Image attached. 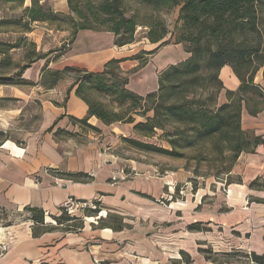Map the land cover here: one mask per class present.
Listing matches in <instances>:
<instances>
[{"label": "trees", "instance_id": "trees-1", "mask_svg": "<svg viewBox=\"0 0 264 264\" xmlns=\"http://www.w3.org/2000/svg\"><path fill=\"white\" fill-rule=\"evenodd\" d=\"M6 1L21 5L25 2ZM41 1L32 0V4L25 7L22 26L26 31L31 30V22L55 23L65 20L74 26L71 43L80 30L91 29L114 33L115 44L123 46L136 40L137 29L142 25L148 27L145 37L151 43L161 42L150 52L141 51L129 58H113L102 71L68 65L50 71L51 79L46 80L44 77L48 64L44 66L39 83L46 88L55 86L69 73H76L68 93L75 89L76 95L88 105V116L82 120L88 128L98 130L87 122L95 116L107 125L134 123V132L141 137L158 135L169 143L170 148L137 138L125 139L142 150L186 157L188 162L185 169L192 173L190 181L194 182V190L200 177L206 179L213 176L226 185L233 183L235 179L232 171L240 155L254 152L258 146L264 145L262 135L256 134L254 130H245L242 126L244 107L253 116L264 110V88L255 82L257 72L264 65V31L260 26L264 0H68L70 14L66 16ZM126 1H135L153 12H169L179 8L176 31L170 32L158 14H152L148 20H141L136 13L128 12ZM19 21L0 19V25L19 24ZM169 34L176 38V43L184 46L189 53L188 58L162 71L158 78V90L146 95L130 90L129 76L123 72L121 63L127 59L140 60L143 54L155 53L168 43L165 39ZM0 43V70H8L13 64L10 53L18 46L10 42ZM69 50L70 46L64 49L63 55ZM46 57L42 54L31 55L29 61L16 72L0 73V85L33 84L23 74L32 63ZM224 66H230L238 77L240 85L236 90L226 89L220 77ZM223 89H226L227 102L220 103L219 96ZM96 95L99 98H95ZM102 97L109 98L110 104L118 108L109 107L108 103L100 99ZM14 99L0 97L1 101ZM138 116L144 119L137 121ZM159 130L162 134H159ZM8 139L7 132L0 130V147ZM189 150L194 154L188 156ZM59 175L78 181H89L91 178L82 172ZM259 181V178L256 179L250 187H260ZM91 203L95 208L87 207L84 215H99L102 211L100 201ZM24 210L30 213L28 219L33 222L34 237L53 229L45 222L42 208L27 206ZM62 211V214L54 217L59 228L62 226L66 232H77L84 227L83 216H70L64 207ZM99 226L110 227L115 231L128 227L123 216L111 212L99 218ZM189 229L201 231L204 227L196 222L189 225ZM182 253L187 254L185 251ZM247 257L253 264H264V254L251 252ZM101 264L112 263L103 261Z\"/></svg>", "mask_w": 264, "mask_h": 264}, {"label": "crops", "instance_id": "crops-1", "mask_svg": "<svg viewBox=\"0 0 264 264\" xmlns=\"http://www.w3.org/2000/svg\"><path fill=\"white\" fill-rule=\"evenodd\" d=\"M145 39L144 42L125 49V46L131 43L116 45L112 32L80 30L66 53L63 68L70 65L90 71H102L105 64L113 58H128L141 51L150 52L158 47L159 43H151L146 37ZM176 46L179 48L160 47L161 49L144 66L138 82L135 78L129 79L128 88L140 95H146L159 88L157 76L154 75L153 78L155 70L157 68L165 70L189 56L183 45ZM130 60L136 62L137 59L124 60L121 63L122 68L129 70L140 64L136 62L129 65L127 62ZM49 63L45 59L35 61L25 70L24 78L36 81L42 77L45 65L48 64L47 69H52ZM227 67L221 69L220 77L226 89L236 90L240 81L232 68ZM258 74L255 82L264 86L262 77L260 78ZM68 78L58 81L50 88L41 85L45 91L42 93L44 99L37 101L42 107L40 127L35 130L24 129V137L20 140L9 138L1 145L0 206L11 209H24L27 206L42 208L45 211V222L53 227L50 223L55 221V216L63 213L62 207L70 198L87 202L100 201L102 210H107L108 214L112 213L113 209L124 211L130 205L128 200H125V195L133 199L131 192L138 187L144 191L153 187L155 191H162L167 185L172 192L175 185L170 179H156L153 186L143 179L133 181L127 178L119 155L113 151L112 143L120 136L128 137L127 133H135L134 123L107 125L92 116L87 122L98 130L88 128L82 121L88 116V105L76 95L75 89L68 93L74 81L71 77ZM61 81L66 82L60 86ZM15 86L23 85H0V97H8L7 89ZM226 89L220 93V103L227 102ZM28 93L30 91L24 93L19 90L12 98H30L31 94ZM52 93L55 94L54 97L49 96ZM13 113L5 111L2 116V123L5 122L3 125L8 124ZM242 126L245 130H254L256 134L264 137V110L253 116L244 107ZM81 172L88 174L90 180L78 181L59 175ZM190 174L192 173L188 171L186 177L189 179L192 176ZM232 177L237 179L228 185L226 197H223L224 203L237 213V222L243 224H246L245 219L250 215V211L259 210L264 230V145L258 146L254 152H243L232 171ZM117 178L119 180L115 181ZM258 178L261 186L251 188L250 184ZM250 205L253 209L249 208ZM81 216L84 218V227L77 232L55 228L34 237L31 220L18 227L3 229L2 234L6 235L9 232L13 236L5 264L18 262L29 264L39 261L48 264H101L103 261L125 264L120 260L131 250L128 246H122L121 240L127 228L115 231L110 227H100L99 218L106 217L101 212L97 216H85L84 213ZM125 216L123 215L124 222L127 224ZM262 240L263 244L260 246L262 250L253 252L264 254L263 237Z\"/></svg>", "mask_w": 264, "mask_h": 264}, {"label": "rangeland", "instance_id": "rangeland-1", "mask_svg": "<svg viewBox=\"0 0 264 264\" xmlns=\"http://www.w3.org/2000/svg\"><path fill=\"white\" fill-rule=\"evenodd\" d=\"M41 2L64 16L70 14L68 0H42ZM31 4L32 0H25L23 5L18 2L12 3L0 0V19L20 20L19 24L5 23L0 25V42H10L18 46L10 53L12 67L8 70H0V73L12 74L20 66L27 63L31 55L42 54L47 55L43 59L49 60V64L52 66V69H47L44 77L46 80H50L52 76L50 71L54 70L53 68H63V60L66 58V54L63 55V52L65 48L71 46L74 26L65 20L55 23L36 21L31 22V30L26 31L25 27L22 26V16L25 7ZM125 4L128 12L136 13L141 20H148L152 14H158L160 18L164 19L170 32L176 31L179 25V8L169 12H153L148 7L135 1H126ZM260 26L264 31V10L261 12ZM147 30L148 27L140 25L137 29L136 40L131 45L125 46V49L144 42ZM165 40L168 43L161 46V48H179L176 46L179 43H176V38L172 34H169ZM1 44L0 46H2ZM161 48L153 54L141 55V59H137L136 62L142 63V60L145 61L135 68L126 70L121 65L123 72L129 76V79L135 78L138 82L139 78L142 77L144 66ZM171 52L173 51L171 50ZM136 62L130 60L127 63L131 65ZM227 68L231 67L228 66ZM162 71L164 70L157 68L155 74L152 72L153 78L154 75L157 76V82ZM258 72L257 74L260 78L262 77L261 80L264 84V65ZM223 74L226 77V73ZM75 76H77L76 73H69L67 79H69L68 77L74 79ZM40 81L41 77L36 81H31L34 84L9 87L6 92L8 97H12L19 90L24 93L30 91L28 93L31 94L30 98L0 100V128L7 132L11 140L16 141L24 137V129L35 130L40 127L42 107L37 101L44 99L42 93L45 91V88L39 83ZM65 82L61 81L60 86ZM136 86L137 83H135ZM261 86L264 88L262 84ZM49 96L54 97L55 94L52 93ZM95 98L99 97L96 95ZM100 99L108 103L110 107L109 98L102 97ZM111 108H118V106L111 105ZM17 110H21V112ZM5 111H13L14 115L10 118L8 124L3 125L5 122L2 123V116ZM15 112L17 113L15 114ZM143 119L140 116L137 117V121ZM159 134H162L161 130H159ZM127 135H129V138H137L170 148L169 143L161 140L158 135L151 138L141 137L133 132L127 133ZM125 138L118 137V140L112 143V148L119 155L120 163L128 179L133 181L143 179L153 186V181L156 179H170L176 188L174 186L173 191L170 192L167 185L166 189L163 188L162 191H155V187L144 191L143 188L138 187L131 192L133 199H129V195H125V200L127 199L128 201H126L130 205L124 211L112 210L114 214L126 215L125 221L128 224L121 241L122 246H128L131 251L127 252L125 258L123 257L120 260L122 263L253 264L247 255L254 250L261 251L262 237L264 238V230H262L261 225L262 217L259 210L255 209L253 212H249L250 215L245 219L246 224L237 222V213L229 209L224 203L228 191V185L225 182L217 180L213 176L206 179L200 177L194 190V182L186 177L188 174V170L185 169L188 162L186 157H174L155 151L142 150L134 147ZM187 154L189 156L194 152L189 150ZM233 178L237 179L236 177ZM118 180L117 178L115 181ZM251 205L248 207L253 209ZM107 212V210H102L101 214L103 213V216H106ZM29 217L30 213L24 209H11L0 206V264L6 263L5 257L13 238L9 232L6 235L2 234V230L18 227L25 222H29ZM9 222L12 225L8 226ZM194 222L202 223L204 229L202 231H190L189 225ZM53 223H50L53 225L52 228L59 229L58 223L55 221ZM182 250L187 254H183ZM14 264L26 263L18 262ZM29 264H41V261L30 262Z\"/></svg>", "mask_w": 264, "mask_h": 264}, {"label": "built area", "instance_id": "built-area-1", "mask_svg": "<svg viewBox=\"0 0 264 264\" xmlns=\"http://www.w3.org/2000/svg\"><path fill=\"white\" fill-rule=\"evenodd\" d=\"M63 207L70 216H81L87 207L95 208L91 202L79 201L72 198L68 199Z\"/></svg>", "mask_w": 264, "mask_h": 264}]
</instances>
